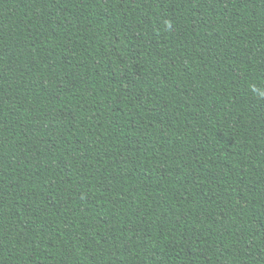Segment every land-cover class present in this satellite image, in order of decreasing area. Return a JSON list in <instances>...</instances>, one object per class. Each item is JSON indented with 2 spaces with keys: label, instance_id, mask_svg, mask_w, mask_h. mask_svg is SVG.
I'll list each match as a JSON object with an SVG mask.
<instances>
[{
  "label": "trees",
  "instance_id": "trees-1",
  "mask_svg": "<svg viewBox=\"0 0 264 264\" xmlns=\"http://www.w3.org/2000/svg\"><path fill=\"white\" fill-rule=\"evenodd\" d=\"M0 264H264V0H0Z\"/></svg>",
  "mask_w": 264,
  "mask_h": 264
}]
</instances>
